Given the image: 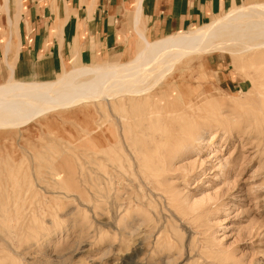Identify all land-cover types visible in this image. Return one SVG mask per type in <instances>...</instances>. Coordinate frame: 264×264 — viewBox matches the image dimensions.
<instances>
[{"label": "rangeland", "instance_id": "1", "mask_svg": "<svg viewBox=\"0 0 264 264\" xmlns=\"http://www.w3.org/2000/svg\"><path fill=\"white\" fill-rule=\"evenodd\" d=\"M260 42L168 61L118 98L0 129V204L12 207L0 264H264V48L246 50Z\"/></svg>", "mask_w": 264, "mask_h": 264}, {"label": "crops", "instance_id": "2", "mask_svg": "<svg viewBox=\"0 0 264 264\" xmlns=\"http://www.w3.org/2000/svg\"><path fill=\"white\" fill-rule=\"evenodd\" d=\"M244 1L21 0L16 16L0 11V82H50L77 61L118 63L137 53L144 38L198 27Z\"/></svg>", "mask_w": 264, "mask_h": 264}, {"label": "bare ground", "instance_id": "3", "mask_svg": "<svg viewBox=\"0 0 264 264\" xmlns=\"http://www.w3.org/2000/svg\"><path fill=\"white\" fill-rule=\"evenodd\" d=\"M139 38L142 39V37ZM144 39H142V48L129 61L124 63L118 62V65H111L105 68L76 67L65 70L62 74H58L59 76L50 82H15L11 78L4 81L0 84V129L25 126L35 119L45 116L49 112L78 107L81 104L96 102L100 99L107 101L111 98H118L117 96L121 92L122 83L127 82V79L134 81L142 72H152L156 69L155 66L166 64L171 60L179 62L181 59L186 60L199 52L207 53L211 50L218 52L224 46L242 43V41L253 42L257 39H261L262 42L250 45L246 50L252 48L263 49L264 1L251 2L239 8L229 10L221 17L212 18L207 23H203L198 27H193L187 31L173 34L158 41L148 42ZM215 42L216 44H214ZM162 70L163 72L164 70L167 71L164 68ZM147 74H144L145 78ZM88 75H93V80L88 82L76 81L77 77H85ZM162 78L163 76L155 80L159 82ZM140 79H143V77ZM140 81L143 82V80ZM114 88L118 89L117 92L112 90ZM127 88L129 87L127 86ZM109 92H112V94L107 95ZM126 92H129V90L124 91V93ZM139 92L136 91L135 93L137 94ZM76 135L79 136V134ZM199 139L197 137L195 140ZM186 208L187 212L192 214L198 210V203L187 202ZM9 209H12V207L8 197H6L0 204V219L2 223L12 221L11 216H9Z\"/></svg>", "mask_w": 264, "mask_h": 264}]
</instances>
